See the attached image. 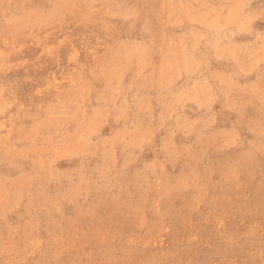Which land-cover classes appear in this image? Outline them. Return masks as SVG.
<instances>
[{
	"label": "rangeland",
	"instance_id": "1",
	"mask_svg": "<svg viewBox=\"0 0 264 264\" xmlns=\"http://www.w3.org/2000/svg\"><path fill=\"white\" fill-rule=\"evenodd\" d=\"M0 52V264H264V0H0Z\"/></svg>",
	"mask_w": 264,
	"mask_h": 264
},
{
	"label": "bare ground",
	"instance_id": "2",
	"mask_svg": "<svg viewBox=\"0 0 264 264\" xmlns=\"http://www.w3.org/2000/svg\"><path fill=\"white\" fill-rule=\"evenodd\" d=\"M77 23H78V22H77ZM75 24H76V23H75ZM46 33H47V32H46ZM64 36H65V35H64ZM59 39H60V38H59ZM61 40H62V38H61ZM56 45H58V44H56ZM47 47L49 48V47H51V46L48 45ZM73 51H74V50H73ZM1 52H2V51H1ZM1 52H0V53H1ZM40 52H41V51H40ZM47 52H48V51H47ZM72 53H73V52H72ZM72 53H71V54H72ZM75 53H76V51H75ZM75 53H74V54H75ZM71 54H70V55H71ZM74 54H73V55H74ZM1 55H2V54H1ZM51 55H52V54H51ZM71 56H72V55H71ZM68 58H69V57H68ZM75 58H76V56H75ZM71 59H72V58H71ZM68 60H69V59H68ZM84 60H85V59H84ZM15 62H16V61H15ZM22 62H23V61H22ZM57 62H58V61H57ZM12 63H13V62H12ZM80 63H81V62H80ZM193 63H194V62H193ZM10 64H11V63H10ZM16 64H17V63H16ZM21 64H22V63H21ZM17 66H18V65H17ZM61 69H62V67H61ZM6 70H7V69H6ZM59 74H60V73H59ZM49 80H50V79H49ZM48 82H49V81H48ZM49 86H51V85H48V84H47V88H48ZM47 88H46V89H47ZM0 89H1V88H0ZM1 90H2V89H1ZM34 91H36V90H34ZM8 126H9V125H8ZM9 127H10V126H9ZM12 140H13V139H12Z\"/></svg>",
	"mask_w": 264,
	"mask_h": 264
}]
</instances>
